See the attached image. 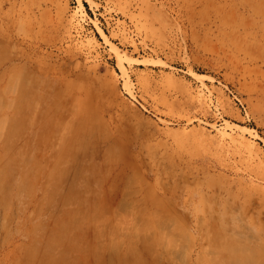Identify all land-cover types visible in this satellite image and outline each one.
Wrapping results in <instances>:
<instances>
[{
  "label": "rangeland",
  "instance_id": "1",
  "mask_svg": "<svg viewBox=\"0 0 264 264\" xmlns=\"http://www.w3.org/2000/svg\"><path fill=\"white\" fill-rule=\"evenodd\" d=\"M82 2L0 0V168L36 173L0 215V264H221L250 235L241 254L264 264V0Z\"/></svg>",
  "mask_w": 264,
  "mask_h": 264
},
{
  "label": "bare ground",
  "instance_id": "2",
  "mask_svg": "<svg viewBox=\"0 0 264 264\" xmlns=\"http://www.w3.org/2000/svg\"><path fill=\"white\" fill-rule=\"evenodd\" d=\"M75 1H76L77 5H78L79 7L83 8V2H82L83 0H75ZM100 33H101V32H100ZM101 35H102V33H101ZM113 51H114V55H115V57H116V59H117V62H118L119 70H121L120 72L123 74V76H125L126 73H125V68H124V66H123V61L121 60V59H122L121 54H120V52H119L116 48H113ZM16 71H17V70H16ZM16 71H15V74H14V75H17V76H18V74H16ZM2 73H3V72H2ZM12 73H14V71H13ZM12 73H11V74H12ZM1 75H2V74H1ZM12 75H13V74H12ZM12 75H11V76H12ZM8 76H9V75H8ZM11 76H10V77H11ZM2 77H3V75H2ZM18 77H19V76H18ZM13 78H14V77H13ZM16 79H17V78H16ZM19 79H20V78H19ZM14 80H15V79H14ZM17 80H18V79H17ZM17 80H16V83H17ZM1 81H2V80H1ZM11 81H12V80H11ZM19 82H20V81H19ZM19 82H18V83H19ZM7 83H8V81H7ZM12 83H13V82H12ZM28 84H29V83H28ZM49 84H50V83H49ZM49 84H48V85H49ZM62 84L67 85V83H65V82L62 83ZM11 85H12V84H11ZM11 85H10V86H11ZM23 85H24V84H23ZM23 85H22V83H21V86H23ZM26 85H27V84H26ZM65 85H64V88L66 87ZM68 85H69V84H68ZM72 85H73V84H72ZM14 86H15V84H14ZM17 86H19V84H18ZM27 86H28V85H27ZM27 86H25V87L27 88ZM42 86H43V85H42ZM5 87H6V85H5L4 88H3L4 90H5ZM25 87H24V88H25ZM34 87H35V86H34ZM73 87H74V86H73ZM22 88H23V87H22ZM42 88H43V87H42ZM76 88H77V86H76ZM124 88H125L128 92H131V91H130V85L128 84V82L125 84V87H124ZM18 90H19V89H18ZM18 90H17L18 93H23V91L21 92L22 89H20V92H19ZM23 90H24V89H23ZM46 90H47V89H46ZM46 90H45V91H46ZM56 90H57V89H56ZM5 91H6V90H5ZM9 92H10V91H9ZM24 92H25V91H24ZM18 93H17V94H18ZM25 93H26V92H25ZM34 93H35V92H34ZM53 93H55V92L53 91ZM53 93H52V94H53ZM59 93H60V92H59ZM17 94H16V95H17ZM22 95H23V94H22ZM29 95H30V94H29ZM55 95H56V94H55ZM57 96H58V98H60V99L62 98V97H59V95H57ZM18 97H19V96H18ZM18 97H17V98H18ZM20 97H21V96H20ZM20 97L18 98L19 100L17 99L18 101H16V99H15V101H16V102L21 101V100H20ZM25 97H26V96H25ZM43 97H44V96H43ZM29 98H30V97H29ZM32 98H33V97H32ZM77 98H78V97H77ZM13 99H14V97H13ZM13 99H12V100H13ZM42 99H44V98H42ZM55 99H56V98H55ZM55 99H54V100H55ZM75 99H76V98H75ZM75 99H73V100H75ZM24 100H25V98H24ZM33 100H34V99H33ZM40 100H41V99H40ZM40 100H39V101H40ZM77 100H78V99H77ZM15 101H14L13 103H15ZM27 101H28V100H27ZM39 101H38V102H39ZM78 101H79V100H78ZM82 101H84V99H83ZM0 102H1V104L3 103V102L1 101V99H0ZM9 102H10V101H9ZM36 102H37V101H36ZM58 102H59V100H58ZM58 102L55 101V104L58 103ZM76 102H77V101H76ZM76 102L74 101V103H73V105L75 104L74 106L77 105ZM11 103H12V102H11ZM20 103H21V102H20ZM24 103H25V102H24ZM77 103H78V102H77ZM79 103H81V102H79ZM1 104H0V105H1ZM7 104H8V103H7ZM27 104H28V103H27ZM35 104H36V103H35ZM39 104H40V103H39ZM50 104H51V103H50ZM55 104H53V102H52V105H51V106H54ZM84 104H85V101H84ZM84 104H83V105L79 104V105H81L82 108H83ZM88 104H89V103H88ZM21 105H22V104H21ZM61 105H62V104H60L59 106H61ZM86 105H87V104H86ZM89 105H90V104H89ZM89 105H88V106H89ZM4 106H5V105H4ZM19 106H20V104H19ZM7 107H8V106H7ZM12 107L15 108V106H12ZM3 108H4V107H3ZM49 108H50V107H49ZM52 108H54V107H52ZM74 108H75V107H74ZM10 109H11V108H10ZM15 109H17V108H15ZM18 109H19V107H18ZM18 109H17V110H18ZM50 109H51V108H50ZM50 109H49V110H50ZM54 109H55V108H54ZM3 110H4V109H3ZM11 110H12V109H11ZM49 110L47 109V111H49ZM59 110H60V109H58L57 111H59ZM0 111H1V110H0ZM45 111H46V110H45ZM47 111H46L45 113H47ZM53 111H55V113H56V110H53ZM77 111H78V110H77ZM15 112H16V111H15ZM38 112H40V111H38ZM35 113H36V112H35ZM45 113H44V115H45ZM1 114H2V113H1ZM17 114H18V112H17ZM22 114H23V113H22ZM76 114H77V113H76ZM76 114H75V118H76V116L78 115V114H77V115H76ZM85 114H86V113H85ZM85 114H84V115H85ZM89 114H90V113H89ZM92 114H93V113H92ZM23 115H24V114H23ZM34 115H36V114H34ZM42 115H43V114H42ZM44 115H43V116H44ZM52 115H53V114H52ZM11 116H12V115H11ZM11 116H9V117H11ZM24 116H25V115H24ZM24 116H22V118H20V120H22V119L25 120V119H26V116H25V118H24ZM92 116H93V115H92ZM3 117H4V116H3ZM5 117H6V116H5ZM13 117H14V116H13ZM19 117H21V116H18L16 119L14 118V120H13V118H11L12 121H15V125H16V121H17V119H19ZM27 117H28V114H27ZM33 117H34V116H33ZM78 117H79V116H78ZM78 117H77V118H78ZM28 118H29V117H28ZM31 118H32V117H31ZM42 118H43V117H42ZM42 118H41V119H42ZM48 118H49V117H48ZM51 118H52V116H51ZM80 118H81V116L79 117V119H80ZM88 118H89V117H88ZM93 118H94V117H93ZM4 119H5V118H4ZM4 119H3V120H4ZM33 119H35V118H33ZM33 119H32V120H33ZM49 119H50V118H49ZM79 119H78L76 122L79 121V122L82 123V124L85 123V122H82V121H84V120H83L84 118H81V121H80ZM1 120H2V119H1ZM20 120H18L19 122H18L17 124L20 123ZM24 120H23V122H24ZM47 120H48V119H47ZM63 121H65V120H63ZM63 121H62V122H63ZM88 121H89V120H88ZM1 122H2V121H1ZM21 122H22V121H21ZM26 122H27V121H26ZM35 122H36V121H35ZM39 122H40V121H39ZM53 122H55V121L52 120V123H53ZM56 122H57V121H56ZM76 122H74V123H76ZM6 123H7V122H6ZM6 123H5V124H6ZM12 123H13V122H12ZM58 123H59V122H58ZM74 123H73V124H74ZM8 124H9V123H8ZM8 124H7V125H8ZM20 124H21V123H20ZM20 124H19V125H20ZM71 124H72V123H71ZM85 124H86V123H85ZM15 125L13 124V125H11V127L13 128V127H15ZM22 125H23V123H22ZM31 125H32V123H31ZM49 125H50V121H49ZM55 125H56V123L54 124V126H55ZM76 125L79 126V127L77 126L78 129H77V128H76V129H77V130H80L79 132L83 131V133H84V130H81L82 128H80L81 125H79V124H76ZM65 126H66V125H65ZM69 126H70V125H69ZM20 127L22 128V126H20ZM48 127H49V126H47V128H48ZM83 127H84V126H83ZM18 128H19V127H18ZM64 128H65V127H64ZM86 128H87V127H86ZM8 129H9V128L7 127L6 130H8ZM15 129H16V127H15ZM25 129H26V127H25ZM25 129H24V130H25ZM27 129H28V128H27ZM67 129H68V128H67ZM70 129H71V128H70ZM70 129H69V131L71 132ZM84 129H85V127H84ZM47 130H48V129H47ZM47 130H46V131H47ZM86 130H87V129H86ZM89 130H90L89 132H88V131H86V132L90 133L92 129H89ZM16 131H17V130H16ZM16 131H15V132H16ZM20 131H21V130H20ZM63 131H64V130H63ZM73 131H74V130H72V132H73ZM75 131H76V130H75ZM11 132H12V131H11ZM18 132H19V131H18ZM37 132H38V131H37ZM76 132H77V131H76ZM9 133H10V132H9ZM44 133H45V132H44ZM65 133H66V132H65ZM91 133H92V132H91ZM21 134H22V133H21ZM52 134H54V133H52ZM68 134H69V133H68ZM72 134H74V132H73ZM5 135H9V134H7V132H6ZM5 135H3V136H5ZM16 135H17V133H16ZM19 135H20V133H19ZM49 135H50V134H49ZM49 135H48V137H49ZM69 135H71V134H69ZM74 135H75V137H74L75 139H79V138H77L76 134H74ZM77 135H78V134H77ZM80 135H82V134L80 133ZM83 135H84V134H83ZM88 135H89V134H88ZM14 136H15V135H14ZM14 136H12V139H13ZM43 136H45V135H43ZM51 136H52V135H51ZM64 136H65V135H64ZM67 136H68V135H66V137H67ZM91 136H92V134H91ZM16 137H17V136H16ZM72 137H73V136H72ZM80 137H81V136H80ZM88 137H90V136H88ZM3 138H4V137H3ZM14 138H15V137H14ZM18 138H20V137H18ZM39 138H40V137H39ZM50 138H51V137H50ZM52 138H53V137H52ZM6 139H7L6 142H8L9 137L6 138ZM65 139H66V138H65ZM65 139H64V140H65ZM69 139H70V138H69ZM1 140L4 141V139H1ZM10 140H11V139H10ZM42 140H44V137H43ZM45 140H46V139H45ZM48 140H49V138H48ZM84 140L86 141V137H85ZM67 141H69V140H67ZM72 141H73V140H72ZM74 141H75V140H74ZM81 141H82V140L80 139V143H81ZM85 141H84V142H85ZM87 141H88V139H87ZM87 141H86V142H87ZM49 142H50V141H49ZM57 142H58V141H57ZM77 142H78V141H77ZM86 142H85V143H86ZM88 142H89V141H88ZM4 143H5V142H4ZM38 143H39V141H38ZM45 143H46V142H45ZM58 143H59V142H58ZM69 143H71V142H69ZM78 143H79V142H78ZM80 143H79V147H81V144H80ZM42 144H43V143H42ZM60 144H61V142H60ZM66 144L68 145V143H66ZM71 144H75L76 147H78V146H77V143H75V142H72ZM87 144H88V143H86V145H87ZM89 144H90V143H89ZM91 144H92V143H91ZM37 145H38V144H37ZM45 145H46V144H45ZM54 145H55V144H54ZM64 145H65V144H64ZM39 146H40V145H39ZM71 146H72V145H71ZM92 146H93V145H92ZM4 147H5V146H4ZM55 147H56V146H55ZM58 147H59V149H60V146H58ZM65 147H66V146H65ZM65 147H63V148H65ZM69 147H70V144H69V146L67 147V149H68ZM73 147L75 148V150L77 149L74 145H73ZM73 147H72L71 149H73ZM79 147H78V148H79ZM84 147H85V144H84ZM84 147H83V148H84ZM86 147H88V146H86ZM86 147H85V148H86ZM100 147H101V146H100ZM22 148H23V147H22ZM35 148H36V150H37V147H35ZM38 148H39V147H38ZM45 148H46V147H45ZM85 148H84V149H85ZM88 148H89V147H88ZM61 149H62V147H61ZM65 149H66V148H65ZM65 149H64V150H65ZM69 149H70V148H69ZM79 149H80V148H79ZM79 149H78V150H79ZM57 150H58V149H57ZM57 150L55 151L56 153H57ZM73 150H74V149H73ZM73 150H71V151H73ZM85 150H86V149H85ZM96 150H97V149H96ZM22 151H23V150H22ZM38 151H39V149H38ZM61 151H62V150H61ZM61 151H60V154H61ZM67 151L69 152L70 150H67ZM67 151H65V154H66ZM40 152H41V151H40ZM105 152H106V151H105ZM105 152H103V153H105ZM5 153H6V152H5ZM25 153H26V152H25ZM62 153H63V152H62ZM74 153H75V152H74ZM17 154H18V153H17ZM53 154H54V152L52 153V155H53ZM65 154H64V155H65ZM69 154H70V153H69ZM87 154H88V153H87ZM54 155H55V154H54ZM64 155H63V157H64ZM67 155H68V154H67ZM106 155H107V153H106ZM58 156H59V155H58ZM71 156H73V155H71ZM103 156H104V155H103ZM38 157H39V156H38ZM54 157H57V156L55 155ZM59 157H61V156H59ZM59 157H58V161H60V159H61V161H62V158L59 159ZM68 157H70V156H68ZM87 157H88V156H87ZM89 157H90V156H89ZM26 158H27V157H26ZM34 158H35V157H34ZM52 158H53V156H52ZM70 158H71V157H70ZM84 158H85V157H84ZM103 158H104V157H103ZM18 160H19V159H18ZM23 160H24V159H23ZM53 160H54V159H53ZM53 160H51V161H53ZM55 160H56V159H55ZM65 160H66V156H65ZM70 160H71V159H70ZM74 160H75V159H74ZM84 160H85V159H84ZM106 160H107V159H106ZM56 161H57V160H56ZM56 161H55V162H56ZM66 161H67V160H66ZM104 161H105V159H104ZM104 161H103V162H104ZM36 162H38V161H36ZM40 162H41V161H40ZM55 162L53 163V166H54V164H55V167H56V165H58L60 162H59L58 164L55 163ZM68 162H69V161H68ZM71 162H72V161H71ZM71 162H70V164H72ZM61 163H62V162H61ZM61 163H60V164H61ZM83 163H84V162H83ZM89 163H90V162H89ZM22 164H23V163H22ZM51 164H52V162H51ZM67 164H68V163H66L65 165H67ZM90 164H91V163H90ZM90 164H89V165H90ZM45 166H46V165H45ZM49 166H50V165H49ZM69 166H70V165H69ZM87 166H88V164H87ZM3 167H4V166H3ZM3 167H2V169L4 170ZM46 167H47V166H46ZM50 167H51V166H50ZM50 167H48L47 169H49ZM55 167H54V171L56 170V168H58V167H56V168H55ZM64 167H65V166H63V168H64ZM81 167H82V166H81ZM34 168L38 169L36 165H35ZM39 168H40V167H39ZM60 168H61V167H60ZM79 168H80V167H79ZM89 168H90V166H89ZM2 169L0 168V206L3 207L4 210H2V208H0V209L2 210L1 212L4 211V212H3L4 215H3V213H0V215H2V216H4L5 218H7L8 215H9V214L7 213L8 210H12V212H13V209H10V208H9V207H11V206L13 207V205L10 204L11 201L14 199V202H16V203H15V207H16V204H17V208L19 209V208H21V206H22V205H20V202L22 201L23 195H24V194H27V191H28V193L31 194V191H32L33 188H32L31 186H29V185H30L29 182L34 186V184H33V176H36V175H35L36 173L34 174V169H33L32 166H29L27 169H24V168H21V169H15V170L13 171V173H11L12 170H7V171L4 170V171H3ZM52 169H53V168H52ZM76 169H77V168H76ZM99 169H100V168H99ZM61 170L63 171V169H59V171H61ZM89 170H90V169H89ZM35 171H36V170H35ZM38 171H39V170H38ZM38 171H37V172H38ZM44 171H45V170H44ZM44 171H43V172H44ZM51 171H52V170H51ZM54 171H53V173H54ZM59 171H57V172H59ZM62 171H61V172H62ZM79 171H81V169H79ZM82 171H83V169H82ZM85 171H87V169H85ZM91 171H93V174L95 173L94 170L91 169ZM49 172H50V171H49ZM57 172H56L55 174H52V177H51V178H49L48 175H45V174H44L45 176L48 177V178H47V179L49 180L48 182H51V181H52V179L57 175ZM67 172H68V171H67ZM72 172H73V171H72ZM99 172H101V171H99ZM102 172H103V171H102ZM102 172H101V173H102ZM44 173H45V172H44ZM64 173H66V172L63 171L62 175H63ZM104 173H105V172H104ZM104 173H103V174H104ZM38 174H39V172H38ZM38 174H37V176H38ZM48 174H50V173H48ZM78 174H79V173H78ZM90 174H91V172H90ZM97 174H98V172H97ZM105 174H106V173H105ZM107 174H108V173H107ZM58 175H59V176H58ZM58 175H57L58 177L61 176L59 173H58ZM94 175H95V174H94ZM101 175H102V174H101ZM53 176H54V177H53ZM85 176L88 177L87 175H85ZM85 176H84V177H85ZM71 177H72V176H71ZM76 177H77V176H76ZM106 177H107V176H106ZM44 178H45V177H44ZM91 178H92V177H91ZM102 178H103V177H102ZM45 179H46V178H45ZM50 179H51V180H50ZM81 179H82V177H81ZM96 179L98 180V178H94V181H96ZM104 179H105V177H104ZM56 180H57V179L54 178V180H53L52 182L55 183ZM59 180H62V179L59 178L58 181H59ZM86 180H87V179H86ZM105 180H106V179H105ZM36 181H37V180H36ZM44 181H45V180H44ZM44 181H42V182H44ZM46 181H47V180H46ZM99 181H101V180H99ZM99 181H98L97 186H98L99 183H100ZM102 181H103V179H102ZM34 182H35V181H34ZM37 182H38V181H37ZM52 182H51V183H52ZM44 183L46 184V182H44ZM44 183H43V185H44ZM51 183H50V185H51ZM53 183H52V184H53ZM58 183H59V182H58ZM92 183H93V182H92ZM92 183H91V184H92ZM101 183H102V182H101ZM55 184H56V183H55ZM75 184H76V183H75ZM87 184H88V183H87ZM87 184H86V185H87ZM91 184H90V185H91ZM41 185H42V184H41ZM47 185H48V187L43 186V187H46L45 189L42 187V189L45 190V194H47V193H49V194H50V193H51V194H54V191H55L56 189L54 188V190H53V189H52L53 187L49 188L50 185H49L48 183H47ZM56 185H60V184H56ZM89 187H90V186H89ZM99 187H100V186H99ZM110 187H111V186H110ZM84 188H85V187H84ZM91 188H92V187H91ZM42 189H41V190H42ZM62 189H63V188H62ZM90 190H91V189H90ZM57 191H58V190H57ZM42 192H43V191H42ZM90 192H91V191H90ZM92 192H93V191H92ZM33 193H34V192H33ZM87 193H88V192H87ZM93 193H94V192H93ZM103 193H104V192H103ZM45 194L43 195L44 199H43V197H42V199L44 200V203L51 201V200H50V198H51L50 195L47 194L48 196H46ZM55 194H56V193H55ZM104 194H105V193H104ZM32 195H33V194H32ZM32 195H31V196H32ZM68 195H69V194L67 193V198H68ZM73 195H74V194H73ZM76 195H77V193H76ZM76 195H74V196H76ZM86 195L88 196V194H86ZM53 196H54V195H53ZM33 197H34V196H33ZM82 197H83V196H82ZM53 198H54V197H53ZM70 198H71V197H70ZM62 199H63V197H62ZM87 199H88V197H87ZM89 199H90V198H89ZM43 200H42V201H43ZM73 200H74V199H73ZM77 200H78V199H77ZM81 200H82V199H80V201H81ZM45 201H46V202H45ZM65 201H66V203H67V200H65ZM40 202H41V201H40ZM60 202H61V200H60ZM72 202H73V201H72ZM86 202H87V201H86ZM12 203H13V202H12ZM36 203L38 204V201H37ZM56 203H57V202H56ZM79 203H80V202H79ZM84 203H85V202H84ZM89 203H90V202H89ZM89 203H88V204H89ZM73 204H74V203H73ZM45 205H47V204H45ZM48 205H50V204L48 203ZM63 205H65V203H64ZM77 205H78V202H77ZM29 206H30V205H29ZM66 206H67V205H66ZM89 206H90V205H88V208H89ZM36 208H37V206H36ZM47 209H48V208H47ZM15 210H16V208H15ZM74 210H75V209H73V210H71V211L73 212ZM79 210H80V209H79ZM79 210H78V211H79ZM30 211H32V209H31ZM34 211H35V210H34ZM36 211H38V210H36ZM60 211H61V210L58 211V209H57V212H60ZM76 211H77V209L75 210V212H76ZM80 211H81V212H78L79 215H81L80 213H82V210H80ZM83 211H84V210H83ZM88 211H90V210H88ZM72 212H71V213H72ZM75 212H74V213H75ZM9 213H10V215L13 214V213H11V211H10ZM32 213H33V212H32ZM74 213H72V216H73V217L70 216L71 218H74V216L76 215V214L73 215ZM78 213H77V215H78ZM16 214H17V212H16ZM36 214H37V212H36ZM86 214H88V213H86ZM5 215H6V216H5ZM30 215H31V213H30ZM30 215H29L28 217H30ZM66 215H67V214H66ZM77 215H76L75 217H78V216H79V215H78V216H77ZM2 216L0 217L1 220H2V221H6V219H5L4 217L2 218ZM36 216H37V215H36ZM83 216H84V214H82V217H83ZM9 217H10V216H9ZM19 217H20V216H19ZM22 217H23V216H22ZM67 217H68V216H67ZM82 217L79 216L78 218H80V219L83 221V224H82V226H83L84 223H87V220L84 222V220H83ZM85 217H86V215H85ZM11 218H12V216H11ZM49 218H50V217H49ZM86 218H87V217H86ZM88 218L90 219V218H92V217L88 216ZM4 219H5V220H4ZM7 219H8V218H7ZM33 219H34V218H33ZM62 219H64V217H63ZM67 219H68V218H67ZM67 219H66V220H67ZM74 219H75V218H74ZM8 220H9V219H8ZM8 220H7V221H8ZM31 220H32V218H31ZM77 220H78V219H76V223H77ZM81 220H78V221H79V226H80V222H82ZM58 221H59V220H58ZM64 221H65V220H64ZM67 221H68V220H67ZM88 221H89V220H88ZM0 222H1V221H0ZM93 222H94V220H93ZM3 223H4V225L7 224V222H3ZM65 223H66V221H65ZM9 224H10V223H9ZM33 224H34L33 226L36 227V226H35L36 224H35V223H33ZM66 224H67V223H66ZM70 224L72 225L71 222H70ZM73 224H74V222H73ZM89 224L91 225V222H90ZM89 224H88V226H89ZM93 224H94V223H93ZM93 224H92V225H93ZM7 225H8V224H7ZM7 225H5V226L7 227ZM39 225H40V224H39ZM56 225L60 227V225H58L57 223H56ZM94 225H95V224H94ZM94 225H93V226H90V227H94ZM5 226L2 225L1 227L4 228ZM52 226H53V225H52ZM75 226H78V225L75 224L74 227H71V228H73V229L75 228L74 230H76L77 227H75ZM79 226H78V228H79ZM82 226H80V228L78 229V232H80V231H79L80 229H81V231H83V230H86V229L88 228V227L85 225L86 229H84V226H83V230H82V228H81ZM97 226H98V225H97ZM6 227L4 228L5 230L3 229V230L5 231V233H4V231L2 230V232H3L4 234H6V231H7V230H6V229H7ZM59 227H58V228H59ZM90 227H89V228H90ZM26 228H27V227H26ZM32 228H33V227H32ZM38 228H39V227H38ZM46 228H47V227H46ZM56 228H57V227H56ZM60 228H61V227H60ZM96 228H97V227H96ZM242 228H243V227H242ZM0 229H2V228H0ZM30 229H31V228H30ZM36 229H37V228H36ZM51 229H52V227H51ZM63 229H65V228H63ZM63 229H62V230H63ZM73 229H72V230H73ZM32 230H34V229L29 230V232L32 231ZM52 230H53V229H52ZM55 230H56V229H55ZM57 230H58V229H57ZM57 230H56V231H57ZM62 230H60V231H62ZM66 230H67V229H65V232H66V233L62 232V234H61L62 237L64 236L63 233H64V234H67V231H66ZM90 230H92V229H90ZM246 230H247V229H246ZM246 230H244V232H245ZM9 231H10V230H9ZM69 231H70V230H69ZM76 231H77V230H76ZM87 231H88V229H87ZM92 231H94V230H92ZM95 231H96V229H95ZM235 231H236V230H235ZM57 232H58V231H57ZM72 232H73V231H71V233L69 232V233L72 235L71 238H73V234H75V233L72 234ZM84 232H85V231H84ZM88 232H89V231H88ZM99 232H101V231H99ZM238 232H240L239 234H241L242 231H237L236 233H238ZM236 233H235V234H236ZM249 233H250V232H249ZM41 234H42V233H41ZM57 234H59V233H57ZM81 234H83V236H84V233L81 232ZM93 234H94V233H93ZM100 234H102V233H100ZM227 234H228V233H227ZM235 234H234V235H235ZM251 234H252V233H251ZM0 235H1V234H0ZM59 235H60V234H59ZM59 235H57V237L59 238V239H57V241L60 240ZM247 235H248V234H247ZM81 236H82V235H81ZM91 236H92V238H93V235H91ZM98 236H99V234H98ZM98 236H95V237H94L95 240H96V237H98ZM100 236H101V235H100ZM221 236H222V235H221ZM230 236H232V235H229V236H227V237L230 238ZM235 236H236V235H235ZM237 236H238V235H237ZM241 236H243V235H241ZM62 237H61V238H62ZM68 237H69V234H68ZM78 237H79V236H78ZM89 237H90V236H89ZM227 237H226L225 240H226L227 242H229V241H228L229 238H227ZM248 237H249V236H248ZM250 237H251V235H250ZM250 237H249V238H250ZM253 237H254V236H252V238H253ZM37 238H39V236H38ZM46 238H47V237H46ZM63 238H64V239H61V240L65 241L66 235H65V237H63ZM76 238H77V237H76ZM79 238H80V237H79ZM82 238H83V237H82ZM98 238H99V237H98ZM233 238H235V237H233ZM233 238L231 237V238H230L231 240H230V239H229V240L232 242L231 245H233L234 248L232 247L230 251L228 250L229 252H228L227 250H225V249H226V248H224L225 245H223V248H222V246L218 247V248H220L219 251H220L221 253L223 252V250H225V252H228V253H227L228 255L225 254L226 256H225V255L223 256V255L220 254V252L217 250V251L219 252V255H218L219 260H220V257H219V256H223V257H222V260H224V259H223L224 257H226V259L228 260V263H225V262H227V260H226V261L223 262L224 264H239V262H241V264H242L243 262H245V260H247V259L244 258V256H242L243 254H241V252H242L241 247L243 246V245L241 246V244H242L243 242H245V238H246V237H243L244 240L242 239V237H241V238H238V237H237V238H235L234 240H233ZM249 238H248V239H249ZM254 238H255V237H254ZM28 239H29V237H28ZM34 239H36V238H34ZM100 239H101V237H100ZM222 239L224 240V238H222ZM236 239H237V240H236ZM246 239H247V238H246ZM248 239H247V240H248ZM69 240H70V239H69ZM77 240H78V238H77ZM84 240H85V239H84ZM93 240H94V239H93ZM223 240H222V242H223ZM232 240H233V241H232ZM239 240H242V241H239ZM35 241H36V240H35ZM63 241H61L62 244H64ZM67 241H68V240H67ZM99 241H100V240H96V241H94V242H96V244L99 243V245H100V242H99ZM220 241H221V240H220ZM236 241H237V242H236ZM48 242H49V241H48ZM61 242H60V243H61ZM68 242H70V241H68ZM68 242H67V244H68ZM224 242H225V241H224ZM249 242H250V241H249ZM62 244H61V245H62ZM79 244H82V243H79ZM84 244L86 245V243H84ZM229 244H230V242H229ZM243 244H244V243H243ZM24 245H25V244H24ZM26 245H27V244H26ZM61 245H60V246H61ZM64 245H66V243H65ZM69 245L71 246L72 244L69 243ZM85 245L83 246V248L85 247ZM89 245H90V243H89ZM89 245H87V246H89ZM91 245H93V242H92ZM78 246H79V245H78ZM78 246H76V247L78 248ZM87 246H86V247H87ZM97 246H98V245H97ZM240 246H241V247H240ZM246 246H247V244H246ZM17 247H18V246H17ZM24 247H25V246H24ZM24 247H23V248H24ZM30 247H31V246H30ZM30 247H29V249L31 250V249H32L33 247H35V246H32V248H30ZM64 247H65V246H64ZM67 247H68V246H67ZM71 247H72V246H71ZM76 247H75V248H76ZM86 247H85V248H86ZM225 247H226V246H225ZM243 247H244V246H243ZM258 247H259V245H258ZM54 248H55V247H53V249H54ZM75 248H74V250H75ZM79 248H80V247H79ZM83 248L81 247L80 249H83ZM98 248L100 249L101 246L98 247ZM227 248H228V246H227ZM245 248H246V247H245ZM254 248H255V247H254ZM254 248H253V249H254ZM27 249H28V248H27ZM27 249H26V250H27ZM29 249H28V250H29ZM51 249H52V248H51ZM221 249H222V251H221ZM248 249H249V248H248ZM257 249H258V248H257ZM26 250H25V251H26ZM32 250H33V249H32ZM66 250H67V248L65 249V251H66ZM68 250H69V248H68ZM86 250H87V249H86ZM89 250H90V252H91V248H90V246H89ZM89 250H88V251H89ZM93 250L95 251V249H93ZM100 250H101V249H100ZM245 250H247V248H246ZM245 250H244V251H245ZM261 250H263V248H262ZM20 251H21V248H20ZM51 251H53V250H51ZM70 251H72V249H70ZM75 251H77V249H76ZM94 251H93L92 253H94ZM102 251H103V250H102ZM249 251H250V249H249ZM253 251H254V250H253ZM36 252H37V251H36ZM44 252H45V251H44ZM46 252H47V251H46ZM79 252H80V250H79ZM230 252H231V253H230ZM251 252H252V251H251ZM255 252H256V251H255ZM255 252L253 253V255L256 254ZM23 253H24V252H23ZM23 253H22V254H23ZM29 253H30V252H29ZM32 253H33V251H32ZM34 253H35V252H34ZM51 253H52V252H51ZM83 253H84V252H83ZM102 253H103V252H102ZM229 253H230V254H229ZM232 253H233L234 255H231ZM243 253H244V252H243ZM246 253H247V252H246ZM246 253H245V254H246ZM86 254H87V253H86ZM89 254H91V253H89ZM91 255H92V254H91ZM99 255H100V253H99ZM102 255H103V254H102ZM230 255H231L232 257H230ZM250 255H251V254H250ZM256 255H257V254H256ZM19 256H20V257H18V259H20L22 255H19ZM63 256H64V255H63ZM227 256L230 257L229 259H231V262H229L230 260L227 258ZM245 256H246V255H245ZM26 257H27V256H26ZM26 257H24V258H26ZM31 257H32V256H31ZM251 257H253V256L251 255ZM255 257H257V256H255ZM258 257H259V256H258ZM218 258H217V260H218ZM249 258H250V257H249ZM18 259H17V260H18ZM30 259H32V258H30ZM30 259H29V257H28L27 260H30ZM34 259H35V258H34ZM59 259H60V258H59ZM251 259H252V258H251ZM17 260H16V261H17ZM49 260H50V259H49ZM65 260H66V259H65ZM213 260H214V258H213ZM219 260H218V262H220L221 264H223L222 261H219ZM262 260H263V259H262ZM56 261H57V260H56ZM249 261H250V260H249ZM249 261H246L245 263L247 264ZM252 261H253V260H252ZM252 261H251V262H252ZM17 262H18V261H17ZM22 262H23V261H22ZM37 262H38V261H37ZM216 262H217V261H216ZM253 262H254V261H253ZM258 262H259V261H258ZM25 263H26V262H25ZM32 263H33V262H32ZM40 263H42V261H41ZM40 263H38V264H40ZM50 263H51V262H50ZM70 263H71V262H70ZM211 263H212V261H211ZM214 263H215V262H214ZM261 263H263V262H261ZM261 263H259V264H261ZM26 264H27V263H26ZM30 264H31V263H30ZM44 264H48V263H47V262H44ZM71 264H72V263H71ZM215 264H216V263H215ZM217 264H218V263H217ZM243 264H244V263H243ZM249 264H250V263H249ZM251 264H253V263H251ZM257 264H258V263H257Z\"/></svg>",
  "mask_w": 264,
  "mask_h": 264
}]
</instances>
